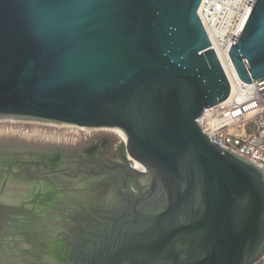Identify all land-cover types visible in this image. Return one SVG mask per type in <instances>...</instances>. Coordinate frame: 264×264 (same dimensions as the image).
Returning <instances> with one entry per match:
<instances>
[{"label": "water", "instance_id": "95a60500", "mask_svg": "<svg viewBox=\"0 0 264 264\" xmlns=\"http://www.w3.org/2000/svg\"><path fill=\"white\" fill-rule=\"evenodd\" d=\"M202 2L0 0V119L119 129L121 160L138 186L109 216L72 219L70 233L41 228L45 242L65 236L68 245L65 263L43 251L45 264H255L263 256V172L212 144L196 121L231 94ZM229 56L242 81L264 78V0Z\"/></svg>", "mask_w": 264, "mask_h": 264}, {"label": "flooded vegetation", "instance_id": "af4514ba", "mask_svg": "<svg viewBox=\"0 0 264 264\" xmlns=\"http://www.w3.org/2000/svg\"><path fill=\"white\" fill-rule=\"evenodd\" d=\"M124 147L125 144L92 143L76 152L35 149L26 156L1 148L0 264L9 254V260L14 262L21 260V252L31 258L35 235H40L44 251L52 254V262L65 263L66 237L45 242L41 228L53 231L48 234L70 233L72 219H76V226L91 210L92 215L109 216L110 208L115 210L138 197V186L121 160ZM10 186L12 191L7 193ZM2 197H11L12 201L7 203ZM37 218L44 220L42 227ZM20 242L25 243L24 247ZM12 248H15L13 255Z\"/></svg>", "mask_w": 264, "mask_h": 264}, {"label": "built area", "instance_id": "2783aa9c", "mask_svg": "<svg viewBox=\"0 0 264 264\" xmlns=\"http://www.w3.org/2000/svg\"><path fill=\"white\" fill-rule=\"evenodd\" d=\"M223 69L231 85L229 98L205 108L196 121L212 144L256 164L264 175V78L249 84L240 79L235 67L234 77L224 66ZM249 123L255 126L252 132L247 130ZM120 138V142L125 144L127 139ZM130 162L136 168V162ZM255 264H264V254Z\"/></svg>", "mask_w": 264, "mask_h": 264}, {"label": "bare ground", "instance_id": "6f19581e", "mask_svg": "<svg viewBox=\"0 0 264 264\" xmlns=\"http://www.w3.org/2000/svg\"><path fill=\"white\" fill-rule=\"evenodd\" d=\"M256 1L257 0H204L199 13L204 28L211 40L212 47L217 53L227 73L231 77H234L236 75V72L229 56V50L231 45L238 42V40L240 39L244 26L248 21V18L254 8ZM0 121H4V119ZM9 121H11V119H9ZM64 127H70L76 134L95 130L79 128L76 126L64 125ZM114 131L117 132L119 136L127 139V136L124 135L121 130L114 129ZM1 148L8 149L11 152L15 151L17 153H23L25 156L28 154H33L32 152L35 149H62L66 151L72 149L71 145H65L63 143L59 144L54 142L50 143L47 140L30 138L28 137V135H18V133L16 134L15 132H0V149ZM136 167L139 170L138 163H136ZM11 188L12 186L9 187V191L7 193H11ZM22 188L24 191H26L25 186H22ZM2 200L7 203L12 201L11 197H2ZM20 244L23 247L25 245L24 242H20ZM43 251L44 250L40 251L39 254L40 264H45V262L40 257L42 256ZM10 253L13 255L15 253V248H12ZM10 258V254L8 256H5L3 258L2 264H9L10 261H12L9 260ZM12 262V264H34L32 263V260L27 258V254L24 252H21V260Z\"/></svg>", "mask_w": 264, "mask_h": 264}, {"label": "rangeland", "instance_id": "374dc122", "mask_svg": "<svg viewBox=\"0 0 264 264\" xmlns=\"http://www.w3.org/2000/svg\"><path fill=\"white\" fill-rule=\"evenodd\" d=\"M254 127L253 123H249L247 130L252 132ZM0 132H15L18 135L25 134L30 138L47 140L50 143L71 145L73 152L80 151L85 145L92 143L101 146L104 143H111L114 146L124 145L120 142L121 138L114 129H96L76 134L70 127L56 124L4 119V121H0ZM32 243V257L27 256V258H30L34 264H40L39 254L44 250L43 243L36 235L32 238Z\"/></svg>", "mask_w": 264, "mask_h": 264}]
</instances>
